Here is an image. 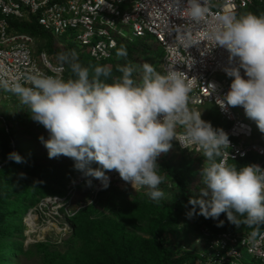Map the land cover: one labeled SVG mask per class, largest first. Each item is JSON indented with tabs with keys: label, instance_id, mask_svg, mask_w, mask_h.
Returning a JSON list of instances; mask_svg holds the SVG:
<instances>
[{
	"label": "clouds",
	"instance_id": "clouds-1",
	"mask_svg": "<svg viewBox=\"0 0 264 264\" xmlns=\"http://www.w3.org/2000/svg\"><path fill=\"white\" fill-rule=\"evenodd\" d=\"M208 3L209 0H186L189 19L201 21L209 11ZM206 36L216 47L229 52L230 63H238V67L224 69L234 79L218 104L222 108L242 106L246 116L264 133V15H218ZM116 55L123 57L127 53L121 48ZM57 61L68 66L71 78L64 80L37 72L26 78L30 86L0 80V88L15 95L27 107L30 118L47 130L48 138L39 139L50 159L63 155L74 161V169L81 174L71 185L84 175V180H99L102 190L107 189V173L115 170L135 190L146 187L150 199L159 201L164 196L159 187L164 178L157 171V159L172 148L175 139L182 148L201 153L209 162L201 172L204 188L198 197L188 201L192 205L186 213L189 219L202 215L217 220L226 213L227 220L237 227L241 223L249 228L264 224V168L248 164L238 169L226 163L222 150L230 146V140L219 128L226 122L215 105L221 120L217 128L197 111L210 104L188 105L191 86L181 71L170 67L160 73L145 62L139 82L133 79L131 66H122V75L106 83L111 78L108 66L97 65L90 74L74 53L58 54ZM7 159L25 162L16 151L8 153ZM93 163L99 167L93 168ZM81 183L75 185L74 194ZM87 183L91 186L92 181ZM65 197L72 198V208L74 195L69 191ZM256 235V231L251 233L253 238Z\"/></svg>",
	"mask_w": 264,
	"mask_h": 264
},
{
	"label": "trees",
	"instance_id": "trees-1",
	"mask_svg": "<svg viewBox=\"0 0 264 264\" xmlns=\"http://www.w3.org/2000/svg\"><path fill=\"white\" fill-rule=\"evenodd\" d=\"M242 13L264 15V4L256 0L254 5L242 9ZM11 28L33 36L49 38L47 52L56 63H59L58 54L71 56L74 53L78 62L83 67L89 68L90 74L95 66L109 64L112 79H107L106 83H112L122 75L119 71L122 66H131L134 69L133 79L139 82L140 73L135 69L141 68L140 65L147 62L158 71L163 56V49L153 38H135L132 41L119 39L113 56L99 62L91 58L86 49L75 41H66L63 49H54L53 41L60 37L45 31L38 25L35 17H31L30 22H11ZM74 46L85 50L77 55ZM121 48L126 50L127 55L117 57L116 52ZM43 50L45 49L39 48V51ZM65 67L63 79L67 80L72 77V74L68 66L65 65ZM238 109L253 125L255 141L264 142V133H261L256 123L246 116L242 106H238ZM210 123L217 128L221 120ZM15 124L20 130L18 134L14 129ZM48 135L49 133L42 125L30 118L28 109L0 118V264H12L9 259L13 261L20 255L30 253L34 248L43 249L41 258L46 264H131L133 261L135 264H140L146 259L148 264H182L196 256L193 252L196 249L192 248L190 252H184L183 248L179 249L174 241L171 243L166 241L164 233L166 230L182 225L184 218L189 220L187 223L192 226L196 237L200 236L201 229L204 227H207L213 236L223 231H256L257 233L264 229V224L249 228L241 223L237 227L227 220L226 213H222L217 220L206 219L202 215H195L189 219L186 213L192 205L188 201L190 198L198 197L199 191L204 188L202 180L197 184L192 182L195 175L193 167L198 162L207 167L209 162L201 153L193 156V151L182 150L177 165H172L164 159L162 167L165 168V176L164 172H159L164 179H169L167 184V180L163 179L162 184L171 190L170 202L167 200L162 202L160 199L145 204L140 200L142 196L139 191L133 187L125 186L120 189L114 185L93 198L91 190L96 179L86 177L84 182L77 186L78 191L74 194L76 200L70 209L73 214L66 212L65 207L59 209L70 224V228H73L71 233L79 236L80 246L76 245L77 242H67L66 251H59L56 255L49 253L48 247L51 249V246L45 242H36L26 249L21 240L27 236L25 233L27 225L23 216L25 211L39 205L47 197L67 196L71 182L81 174L74 169V161L71 158L63 155L52 159L48 157V150L39 139L41 136L47 139ZM33 143L44 148L47 151L46 154L43 150L39 151L38 157V155L35 156L37 152H26L24 149L26 144L35 149ZM12 151L18 152L25 162L15 163L7 159L8 153ZM219 159L217 158V161ZM258 160H260L258 156L251 154L243 159L231 160L228 165H235L239 169L241 166L255 164ZM3 163L6 164L1 166ZM91 166L99 167L96 163ZM88 180L92 181L91 186L87 183ZM63 192L66 194L64 195ZM142 214L144 215L142 221H137V216ZM240 219L243 220V217ZM220 221L224 222L222 227L217 226ZM139 223L144 225L141 226ZM99 232L100 239L97 237ZM104 258L107 261H104Z\"/></svg>",
	"mask_w": 264,
	"mask_h": 264
},
{
	"label": "built area",
	"instance_id": "built-area-1",
	"mask_svg": "<svg viewBox=\"0 0 264 264\" xmlns=\"http://www.w3.org/2000/svg\"><path fill=\"white\" fill-rule=\"evenodd\" d=\"M255 1L209 0L207 15L201 21L193 22L188 17L186 0H0V80L7 81L9 85L19 82L30 86L26 78L34 73L63 79L66 71L65 65L53 63L45 50L40 51L38 60L34 37L13 30L11 22L14 21L30 22L31 17H35L40 27L56 37L70 33L73 40L99 62L113 56L119 39L153 38L163 49L158 72L165 73L170 67L181 71L191 86L188 105L213 104L226 122L219 127L230 140V146L222 150L226 154V163L254 154L260 158L255 165L264 168V144L253 140V126L234 107L222 108L218 104L234 79L228 77L224 69L238 67V63H230L229 52L216 47L206 36L216 16L225 13L240 15L242 9L254 5ZM258 1L264 4V0ZM125 27L130 28L128 35L124 33ZM3 91L0 88V92ZM173 141L178 149L187 150L175 139ZM107 174L110 186L120 189L131 186L115 170ZM84 178L81 175L71 185L72 195L75 185L83 182ZM103 190L100 181L96 180L91 190L93 198ZM51 200L60 206L57 217H60L59 209L62 207L72 214V198L50 197L39 205ZM251 233L223 231L213 236L204 227L196 237L199 247L193 251L196 256L182 264H244L243 250L264 264V229L254 238ZM182 250L190 252L192 247H183Z\"/></svg>",
	"mask_w": 264,
	"mask_h": 264
},
{
	"label": "rangeland",
	"instance_id": "rangeland-1",
	"mask_svg": "<svg viewBox=\"0 0 264 264\" xmlns=\"http://www.w3.org/2000/svg\"><path fill=\"white\" fill-rule=\"evenodd\" d=\"M242 14L240 13V15ZM124 33L125 35H128L130 33V28L125 27ZM34 39H35L34 49L36 50L35 57L38 60H40L39 48L45 49L46 52L49 51L48 50L49 49V38H44V37H39V36L34 35ZM125 39L132 41L130 37H125ZM66 41L67 42L74 41L70 33H66L64 34V36H61L60 38H55V40L53 41L54 44L52 47L54 49H63L66 46V43H65ZM75 50L77 52V55H79V53L84 51L85 49L83 48L78 49V47L77 48L75 47ZM49 59L53 63H55V60L51 59L50 56H49ZM107 66L110 67L109 64ZM135 70H137V72L140 73V67L139 69H135ZM242 75H244V70L242 71ZM109 79H112V78H109ZM26 109H27L26 106L22 105L19 102V99L12 93L7 92L5 90L3 92H0V118H3L4 115H7V116L15 115V114L24 112L26 111ZM190 109H193V108L190 107ZM234 110L239 111L240 109H238V107H234ZM197 111L202 113V119L205 121L213 122V123L220 121V117L217 114L218 112L214 105H211V104L208 106L205 105L203 107H200ZM14 129L17 130V134H18L20 130L18 126H16V124H15ZM18 136H21V135H18ZM172 145H173L172 148L167 153H161V155L157 159V163H158L157 171L160 173L161 171L162 172L165 171V168L162 167V163L164 162V159L166 161L171 162L172 165H177V160L179 159L181 155V151L175 146L173 142H172ZM33 146H34L33 148L35 149H32L31 146L26 144L24 149L26 150V152H29V153L37 152L35 156L38 155L39 151H42V150L45 151L44 148L40 147L36 143L35 144L33 143ZM46 152L47 151L43 153L46 154ZM0 153H1V149H0ZM175 155L177 157H175ZM39 156L40 155H38V157ZM193 156H196V154L193 153ZM203 167H206V166L203 165L201 162L195 163V166L193 167L194 168L193 171L195 172V175L194 176L192 175L193 176L192 182L194 184H197L202 180L201 172H202ZM163 175L165 176V172L163 173ZM164 180H167L166 184L169 181V179L167 178H165ZM159 187L162 190V187H164V185L161 184V186ZM136 190L139 191V193L142 196L140 197L141 202L147 204L148 202L153 201L152 199H150L148 195V192L150 191L148 188L144 187V188H138ZM170 191H171L170 188L164 187L163 189L164 196L163 198H161L162 202L164 200H167L168 202H170V198H169L171 195ZM65 192H63V194ZM145 206L146 205H144V207ZM58 207L60 206H58L55 202L51 200L49 202L45 201L43 204H41V206L37 205L34 207H30L25 211L23 216L25 220L24 222L25 223L27 222L26 223L27 228L25 231L27 236L25 238H21V240L25 244L26 249L32 244L40 241V242H45L46 244H50L51 249L48 247L49 253L51 255H56L58 254L59 251H62V252L66 251L67 242L69 243L77 242L76 245L80 246L81 243L78 242L79 236L77 237L76 235L71 233L73 231L72 230L73 228L72 227L70 228V224L65 220L63 214L59 212L60 217L56 216L58 212L57 210ZM143 217H144L143 214L138 215L137 221H142ZM187 222H189V220L187 218H184L182 225L166 230L164 233L165 234L164 238L166 241H170V243L174 241L179 249H182L183 247H192L198 250L199 247H197V244H196V234L195 232H193L192 226H190ZM139 225L142 226L144 224L139 223ZM100 235L101 234L99 232L97 234L98 239H100L99 238ZM120 244H123V243L120 242ZM43 253H44L43 249L34 248L30 253L26 255H20L17 258L13 259V261L12 259H9V261H11L12 264H46L45 261L41 258V254ZM242 254H243L244 264H262L260 261L254 259L246 250H243ZM104 261H107V259L104 258ZM131 264H135V261H133ZM140 264H148L147 259L141 261Z\"/></svg>",
	"mask_w": 264,
	"mask_h": 264
},
{
	"label": "water",
	"instance_id": "water-1",
	"mask_svg": "<svg viewBox=\"0 0 264 264\" xmlns=\"http://www.w3.org/2000/svg\"><path fill=\"white\" fill-rule=\"evenodd\" d=\"M6 163H3L1 166L5 165Z\"/></svg>",
	"mask_w": 264,
	"mask_h": 264
},
{
	"label": "bare ground",
	"instance_id": "bare-ground-1",
	"mask_svg": "<svg viewBox=\"0 0 264 264\" xmlns=\"http://www.w3.org/2000/svg\"><path fill=\"white\" fill-rule=\"evenodd\" d=\"M31 229V228H30Z\"/></svg>",
	"mask_w": 264,
	"mask_h": 264
}]
</instances>
